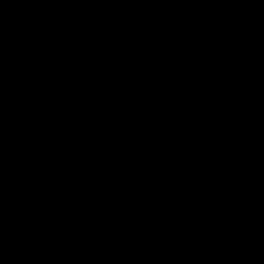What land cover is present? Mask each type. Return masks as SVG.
I'll return each instance as SVG.
<instances>
[{
  "label": "water",
  "instance_id": "1",
  "mask_svg": "<svg viewBox=\"0 0 264 264\" xmlns=\"http://www.w3.org/2000/svg\"><path fill=\"white\" fill-rule=\"evenodd\" d=\"M0 264H264V0H0Z\"/></svg>",
  "mask_w": 264,
  "mask_h": 264
}]
</instances>
